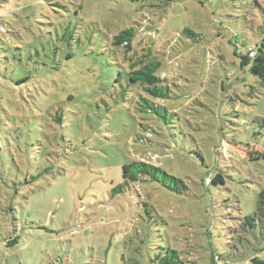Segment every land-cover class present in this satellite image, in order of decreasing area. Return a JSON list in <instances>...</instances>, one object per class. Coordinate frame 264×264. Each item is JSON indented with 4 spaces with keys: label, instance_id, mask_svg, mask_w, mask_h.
<instances>
[{
    "label": "rangeland",
    "instance_id": "374dc122",
    "mask_svg": "<svg viewBox=\"0 0 264 264\" xmlns=\"http://www.w3.org/2000/svg\"><path fill=\"white\" fill-rule=\"evenodd\" d=\"M127 26L138 54L160 51L162 116L111 48ZM263 28L264 0H0V264H152L161 247L264 264V216L244 225L264 188V83L242 64ZM139 159L186 187L114 191Z\"/></svg>",
    "mask_w": 264,
    "mask_h": 264
},
{
    "label": "trees",
    "instance_id": "16d2710c",
    "mask_svg": "<svg viewBox=\"0 0 264 264\" xmlns=\"http://www.w3.org/2000/svg\"><path fill=\"white\" fill-rule=\"evenodd\" d=\"M140 25L142 26L144 24ZM140 32V27L127 26L120 28L118 33L111 38V48L117 54L118 59H122L121 63L124 65L123 68L127 75L128 84H133L139 89V97L136 101L140 110L162 116L163 106L160 102L162 99L170 96L169 85L166 84L167 79L160 75L162 68V61L158 55L160 51L150 46L146 52L141 54L136 52L134 41ZM262 32L264 33V28ZM184 33L188 35L196 34L188 28L184 30ZM242 64H249L252 73L258 76L264 83V37L260 44L249 47L247 54L242 55ZM29 79V77H24L22 81L25 82ZM260 123L264 125V119L260 120ZM149 129L152 132L154 131L152 127ZM202 159L204 158L202 157ZM218 174L221 173H217L214 179L211 178L212 181H223L217 177ZM123 177L124 181L115 186L114 191L123 192L130 183H139L148 180L158 182L175 192L182 191L180 183L185 186L183 180L170 174L161 164L158 165L142 159L132 160L125 164L123 166ZM208 177L210 176H207L206 180ZM255 216H264V188L259 192L255 215L245 216V227L254 228V225H256ZM17 242L18 237L11 239L8 245H13ZM151 262L152 264H185L180 252L172 247H161L160 251L152 257ZM258 262V260L253 261L254 264Z\"/></svg>",
    "mask_w": 264,
    "mask_h": 264
},
{
    "label": "built area",
    "instance_id": "2783aa9c",
    "mask_svg": "<svg viewBox=\"0 0 264 264\" xmlns=\"http://www.w3.org/2000/svg\"><path fill=\"white\" fill-rule=\"evenodd\" d=\"M207 181L210 183L212 181L211 177H208Z\"/></svg>",
    "mask_w": 264,
    "mask_h": 264
}]
</instances>
